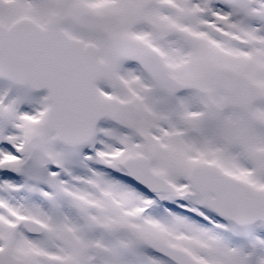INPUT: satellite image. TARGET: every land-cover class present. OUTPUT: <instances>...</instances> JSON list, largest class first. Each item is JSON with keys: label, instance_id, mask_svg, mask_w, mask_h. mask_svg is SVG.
<instances>
[{"label": "snow or ice", "instance_id": "snow-or-ice-1", "mask_svg": "<svg viewBox=\"0 0 264 264\" xmlns=\"http://www.w3.org/2000/svg\"><path fill=\"white\" fill-rule=\"evenodd\" d=\"M0 264H264V0H0Z\"/></svg>", "mask_w": 264, "mask_h": 264}]
</instances>
